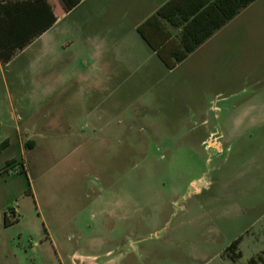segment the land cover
Wrapping results in <instances>:
<instances>
[{
  "label": "rangeland",
  "instance_id": "rangeland-1",
  "mask_svg": "<svg viewBox=\"0 0 264 264\" xmlns=\"http://www.w3.org/2000/svg\"><path fill=\"white\" fill-rule=\"evenodd\" d=\"M50 3L56 21L0 66V137H14L16 124L43 133L26 170L16 144L0 153V188L13 180L22 188L0 197V264H264V122L232 127L248 105L264 103L244 66L226 50L139 81L145 58L104 81L96 55L114 49L97 48L104 31L89 13L94 2L72 12ZM64 77L75 91L57 96ZM85 90L93 99L84 109ZM70 106L78 115L69 121L101 127L109 109L125 127L84 128L56 145L64 129L47 123L56 112L67 119ZM8 155L15 167H4ZM235 239L233 260L236 250H225Z\"/></svg>",
  "mask_w": 264,
  "mask_h": 264
},
{
  "label": "crops",
  "instance_id": "crops-1",
  "mask_svg": "<svg viewBox=\"0 0 264 264\" xmlns=\"http://www.w3.org/2000/svg\"><path fill=\"white\" fill-rule=\"evenodd\" d=\"M51 1L56 3L55 0ZM87 1L94 2L93 6H95V8L90 10L89 13L92 15L94 14L93 16L100 17L102 30L104 31V33H102L104 42L97 46V48L105 44H113V52H108L107 50L102 52L99 56L96 55V61L101 64L100 70L102 75H104V81L114 79L125 73V70L142 64L145 58H148L150 63H147L145 73L138 74L139 81L147 78V75L148 77H153V73H156L161 65H165L162 58L137 31V26L154 13L158 7L169 0H81L69 11H74L83 3H87ZM221 1L222 0H175L177 7L181 10L186 11L196 7L197 12L194 15H189L187 21H182L183 23L179 26H173L167 20H164L165 29L170 33L168 44H178L185 24L193 18L195 19L193 25H195L197 31L202 33L210 32L192 52L176 65L186 61L197 62L193 64H198L199 58L203 55L208 56L210 60L206 62L211 63L212 60H215L214 56H218L221 52L227 50L232 57L231 60L234 61L235 64L244 66L245 78L252 81V97L264 96V0L249 1L244 6L240 7L236 13L225 18L222 23L221 20L223 15L229 10H225L222 14L221 9L230 8L231 2L230 0H226L223 6H221ZM56 7L59 8L60 5H56ZM183 11L177 14L176 17L181 19L184 14ZM35 64H39V61H36ZM190 75L196 78L198 77L195 73ZM61 81L62 85H60L56 92L57 96L61 95L67 87L75 91V82L73 79H65L64 77ZM74 91L70 96H76ZM100 91H103V88H101ZM100 91H96L94 97L97 93L99 94ZM82 97L83 101L81 107L85 109V106L91 104L93 91L85 90ZM54 114V119L51 120L50 123L49 121L47 123L48 128L50 129L52 126H57L60 130L64 129L63 134H55L56 136L52 138V142L54 143L55 138L58 137V139H56L57 141H55L56 145L61 142H65L66 144L73 142L76 140L77 130H82L84 128L118 129L125 127L121 119L116 121L113 120L114 111L109 109H105L100 113L99 122L101 127L98 123L87 120L69 121V119H74L75 116L78 115L77 111L73 110L71 106L67 116L68 120L66 117H63L65 116L63 113L56 112ZM263 122L264 103L258 104L253 102L248 105L243 114L233 120L232 127L234 129L243 128L247 130L248 128L259 127ZM51 132H49V134ZM13 134H15L14 137L7 131L2 133L0 141L2 139L6 140V146L0 150V153L16 144L21 150L20 154L22 157L20 160L22 168L26 170L29 164V153H32L39 147V140L42 138L41 135H43V133L32 123L24 126L16 124L13 128ZM59 138L63 139L61 140ZM208 144L218 147L220 143L217 138L209 137ZM3 161L5 162L4 167L11 162V165L7 168L15 167V157L12 155L6 156ZM13 171H16V168H14ZM17 182L16 180L10 181L8 185L6 184L5 190L0 188V197H4L7 194H18L22 188L19 187ZM13 212L16 213L17 210L13 209ZM7 215L8 213L5 211L4 216Z\"/></svg>",
  "mask_w": 264,
  "mask_h": 264
},
{
  "label": "trees",
  "instance_id": "trees-1",
  "mask_svg": "<svg viewBox=\"0 0 264 264\" xmlns=\"http://www.w3.org/2000/svg\"><path fill=\"white\" fill-rule=\"evenodd\" d=\"M51 0H0V66L5 65L18 51L25 47L31 40L48 29L57 19V15L50 3ZM54 6L60 5L64 12L72 9L81 0H55ZM251 0H230V8L221 9L226 12L221 20L230 17L236 11ZM226 0L221 1V6ZM56 4V5H55ZM219 4V1H218ZM220 6V4H219ZM59 7V8H60ZM56 7V9L60 10ZM181 10L175 0H169L158 7L154 13L137 26V31L147 41L150 47L162 58L166 67L173 68L182 61L195 47L210 34L199 32L195 28V19L188 21L181 33L178 44H168L170 33L165 29L164 20L173 26H179L187 21L189 15H194L197 8L183 11L182 18H177ZM6 146V140L0 142V150ZM12 163V162H11ZM11 163H8L7 168ZM5 223L11 220L5 216ZM239 239H235L226 247V252H234L237 249ZM231 259L239 258L240 251L236 250ZM261 259V258H260ZM245 264H257V258L251 257Z\"/></svg>",
  "mask_w": 264,
  "mask_h": 264
},
{
  "label": "water",
  "instance_id": "water-1",
  "mask_svg": "<svg viewBox=\"0 0 264 264\" xmlns=\"http://www.w3.org/2000/svg\"><path fill=\"white\" fill-rule=\"evenodd\" d=\"M75 264H84V259H75Z\"/></svg>",
  "mask_w": 264,
  "mask_h": 264
}]
</instances>
